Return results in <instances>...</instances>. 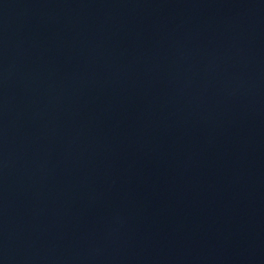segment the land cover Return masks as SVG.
<instances>
[{"label": "water", "instance_id": "obj_1", "mask_svg": "<svg viewBox=\"0 0 264 264\" xmlns=\"http://www.w3.org/2000/svg\"><path fill=\"white\" fill-rule=\"evenodd\" d=\"M0 264H264V0H0Z\"/></svg>", "mask_w": 264, "mask_h": 264}]
</instances>
